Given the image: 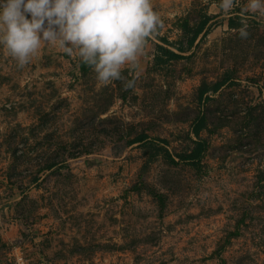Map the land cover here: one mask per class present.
I'll return each mask as SVG.
<instances>
[{
    "label": "rangeland",
    "instance_id": "rangeland-1",
    "mask_svg": "<svg viewBox=\"0 0 264 264\" xmlns=\"http://www.w3.org/2000/svg\"><path fill=\"white\" fill-rule=\"evenodd\" d=\"M150 2L163 27L121 68L133 88L58 42L23 67L0 44V264H264V8ZM204 15L189 49L179 25ZM163 39L188 58L154 66ZM200 115L195 169L181 159Z\"/></svg>",
    "mask_w": 264,
    "mask_h": 264
},
{
    "label": "clouds",
    "instance_id": "clouds-1",
    "mask_svg": "<svg viewBox=\"0 0 264 264\" xmlns=\"http://www.w3.org/2000/svg\"><path fill=\"white\" fill-rule=\"evenodd\" d=\"M234 0H222L231 9ZM251 9L264 8L262 0H250ZM30 16V19H29ZM163 27L150 0H0V44L23 67L42 42H58L69 55L78 50L81 60L102 83L126 80L121 68L136 67L138 53L146 38ZM245 28L240 37L246 39Z\"/></svg>",
    "mask_w": 264,
    "mask_h": 264
},
{
    "label": "trees",
    "instance_id": "trees-1",
    "mask_svg": "<svg viewBox=\"0 0 264 264\" xmlns=\"http://www.w3.org/2000/svg\"><path fill=\"white\" fill-rule=\"evenodd\" d=\"M237 22H235L233 19H229L227 22V26L229 29H240L243 27V25L240 23L241 19L236 18ZM211 21V17L209 16H202L198 23L194 25L193 27L190 26V23L188 20H184L180 25L179 28L181 31H183L185 34H189V37L187 38V47L190 49L194 46L196 40L199 38V36H204L206 34V27L208 26L209 22ZM162 42L164 43L165 47L157 45L156 46V55H155V63L154 66L156 67H162L167 65L170 62H175L179 60H183L188 57H183L184 50L180 49V47H175L173 43H170L169 41L163 39ZM168 46V47H166ZM171 48V49H170ZM178 48V49H177ZM172 49L176 50L173 51ZM85 67L83 66V69ZM231 80V74H226L224 78H222L220 81L213 84L211 87L207 88L204 85L199 89L198 91V99L199 102L203 100L204 95L210 90L212 94H215L219 91V89L227 84ZM231 83V82H229ZM205 100H209L205 98ZM206 118L204 115H200L192 124L191 127V134L195 138L193 141V148L185 154L181 161L189 164L193 168H198L200 159L203 157L205 150H206V142L204 140L200 139V132L206 129ZM148 137L145 134L137 135L133 139L127 142V145L131 146L134 144H143L146 142ZM165 142V141H163ZM50 168V166H49ZM36 180V179H35Z\"/></svg>",
    "mask_w": 264,
    "mask_h": 264
},
{
    "label": "built area",
    "instance_id": "built-area-1",
    "mask_svg": "<svg viewBox=\"0 0 264 264\" xmlns=\"http://www.w3.org/2000/svg\"><path fill=\"white\" fill-rule=\"evenodd\" d=\"M15 264H27L26 261L22 257L15 258Z\"/></svg>",
    "mask_w": 264,
    "mask_h": 264
}]
</instances>
